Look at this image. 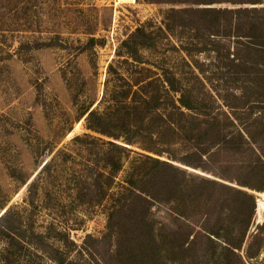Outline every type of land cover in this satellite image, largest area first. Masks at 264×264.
I'll return each mask as SVG.
<instances>
[{
    "label": "rangeland",
    "instance_id": "obj_1",
    "mask_svg": "<svg viewBox=\"0 0 264 264\" xmlns=\"http://www.w3.org/2000/svg\"><path fill=\"white\" fill-rule=\"evenodd\" d=\"M237 9L250 11L227 12ZM251 24L255 41L240 36ZM138 27L155 43L135 62L123 42ZM257 76L264 0H0V217L10 210L0 233L6 227L15 240H0V264H264V249L251 263L245 256L264 223V194L252 192L258 206L236 255L206 228L234 236L248 214L222 195L215 205L220 190L209 200L199 182L218 178L183 162L215 130L234 137L220 159L248 164L257 147L242 145L238 132L257 119L264 147ZM148 77L145 90L157 95L160 112L151 115L125 98L131 89L144 95L135 81ZM174 89L195 107L182 117L171 110ZM92 110L106 133L87 128ZM155 159L177 168L170 190L157 192L174 173ZM130 182L156 193L150 211Z\"/></svg>",
    "mask_w": 264,
    "mask_h": 264
},
{
    "label": "trees",
    "instance_id": "obj_2",
    "mask_svg": "<svg viewBox=\"0 0 264 264\" xmlns=\"http://www.w3.org/2000/svg\"><path fill=\"white\" fill-rule=\"evenodd\" d=\"M185 10H176L172 9L169 12L172 14H182ZM235 11L237 14H241L244 11H250L247 9H237V10H228L227 12ZM170 16V15H169ZM167 27L170 29L171 25L167 24ZM255 25L251 24L248 27L247 33H243L240 35L241 37H248L252 41L256 38V36L253 34V31L255 30ZM255 41V40H254ZM154 37L151 32H148L145 27H138L134 33L131 34V36L123 42L124 47L127 49V55L130 59H132L135 62H140V48L141 47H152L154 45ZM260 78H257L256 85H258V82L261 80H264V76H257ZM150 78L146 79H140L135 81L136 85H139L144 89L143 94L140 97H138V91L132 92V89L126 93L125 98H131V101L129 104H127L129 107L132 108L133 110H144L146 111L149 115L152 113H160L157 112L159 111L158 106L155 105L154 103H158V97L156 94H153L151 92H148L145 90V87L151 84ZM170 83V82H169ZM264 84V82H262ZM174 92L179 94L180 96L177 100L173 99L171 101L172 108L171 110L173 113H177L179 116H184L185 112L184 109H195L194 106H192L186 97L185 92H182L178 89H174ZM141 101L140 104L137 102ZM153 103V104H152ZM140 105L142 108H138L137 106ZM122 107H119L117 104L114 110L120 111ZM161 111V110H160ZM172 116V115H171ZM103 118L102 115H100L98 110H92L88 112L87 116V128L96 131L98 133L104 134L106 132H102L98 126L95 123L97 122H102ZM254 125H257L259 128L263 125V122L260 120L258 121L255 120L253 124L250 126H247V128L244 130L245 133L243 132H238V137L242 145H247L250 142L257 147L256 150H252V153L254 155V158L248 163V164H242L239 165L237 163L231 162L230 160L220 159V156L218 154L224 152L226 149H229L230 145L234 142L233 136H224L223 138L219 137V134L215 130L212 131L213 135L212 137L208 138L206 137L205 139L198 140V144L195 145L193 150H190L186 154L185 160H183L184 164L188 167L201 170L203 172L212 174L215 178H208V177H203L200 180V185L204 188L205 192L209 196V200H212L214 198V193L219 189V195L216 196V199L214 201L215 205L219 204L221 201V195L225 196V199L223 200V203L230 204L234 212H239L242 211L243 213L248 214L247 221L242 222L240 225L241 232L236 234V235H229V236H222L218 232H215L211 230L210 228H206V232L209 234L217 237V238H222L223 241L226 243V250H229L233 253H236L237 251H240L243 249V246L245 244V240L249 231V226H250V221L252 220L253 216L255 215L257 206H258V198H256L255 194L252 192H258V193H263L264 194V147L262 146V140L260 141L257 136L254 135ZM211 124H206L204 130L209 131ZM204 127V126H200ZM127 144H130V140H127ZM112 145H115L114 143L111 142ZM117 145V144H116ZM119 148H124L123 146H118ZM206 147V148H203ZM238 154V153H237ZM192 158H196V162L189 160ZM158 163H161L165 169L172 170L174 173V177L171 176V179L169 180L168 177H161V173H159V176L166 183L164 185H160V188L157 189V192H159L163 189H168L170 190L171 187L173 186L174 181L177 183V168L170 162H165L162 160L155 159ZM238 165V166H237ZM238 167V168H237ZM157 176V177H159ZM228 182L229 184L225 183ZM132 185V195L136 198L144 202L146 204V211H150V206L152 203L148 198H156V193H152L151 190L144 188L141 185L136 184L135 182H130ZM147 183V182H146ZM150 183V180H149ZM233 184V185H230ZM173 188V187H172ZM161 189V190H160ZM176 190L177 188L174 187ZM223 189V190H222ZM203 190V189H202ZM226 193H222V191ZM203 192V193H205ZM181 200H175L173 202V205L176 203H180ZM184 201L182 202L181 205H184ZM132 208V207H130ZM134 213L135 214H142V210L140 208H134ZM175 213L178 216H183V212L180 210H175ZM232 214V213H231ZM10 215V210H6L0 217V225H3L4 220L7 221ZM257 232L252 235L247 244L245 256H246V261L251 263L253 260H258L263 252L264 249V223L258 224L257 226ZM6 231H9L8 228L6 227L3 228V231L0 233V240L4 237H11L9 233ZM188 239L190 238V235H188ZM13 242L15 241L13 237H11ZM5 239V238H4ZM139 244L141 246H145V241L142 239ZM188 244V243H187ZM10 245V243H9ZM145 254L146 252L144 250H141L138 254L137 257L142 261L141 258L145 259ZM120 252V256H121ZM6 260V258L3 256L0 258V261ZM241 259V258H240ZM245 264V263H244Z\"/></svg>",
    "mask_w": 264,
    "mask_h": 264
},
{
    "label": "bare ground",
    "instance_id": "obj_3",
    "mask_svg": "<svg viewBox=\"0 0 264 264\" xmlns=\"http://www.w3.org/2000/svg\"><path fill=\"white\" fill-rule=\"evenodd\" d=\"M263 208H264V203L261 202V203H260V209H263Z\"/></svg>",
    "mask_w": 264,
    "mask_h": 264
},
{
    "label": "water",
    "instance_id": "obj_4",
    "mask_svg": "<svg viewBox=\"0 0 264 264\" xmlns=\"http://www.w3.org/2000/svg\"><path fill=\"white\" fill-rule=\"evenodd\" d=\"M263 213H264V210H263Z\"/></svg>",
    "mask_w": 264,
    "mask_h": 264
}]
</instances>
